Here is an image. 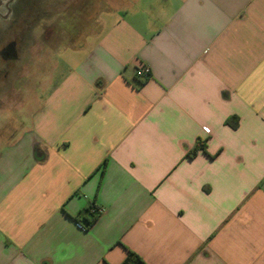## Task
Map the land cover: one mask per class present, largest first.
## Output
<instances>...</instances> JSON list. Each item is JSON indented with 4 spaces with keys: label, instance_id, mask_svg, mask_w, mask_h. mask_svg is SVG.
Returning a JSON list of instances; mask_svg holds the SVG:
<instances>
[{
    "label": "crops",
    "instance_id": "crops-1",
    "mask_svg": "<svg viewBox=\"0 0 264 264\" xmlns=\"http://www.w3.org/2000/svg\"><path fill=\"white\" fill-rule=\"evenodd\" d=\"M110 1L0 148V264H264V0Z\"/></svg>",
    "mask_w": 264,
    "mask_h": 264
},
{
    "label": "rangeland",
    "instance_id": "rangeland-1",
    "mask_svg": "<svg viewBox=\"0 0 264 264\" xmlns=\"http://www.w3.org/2000/svg\"><path fill=\"white\" fill-rule=\"evenodd\" d=\"M0 148L26 126L39 99L69 64L72 47L91 40L110 0H0ZM7 4L10 5L9 14ZM8 15L2 19V15Z\"/></svg>",
    "mask_w": 264,
    "mask_h": 264
},
{
    "label": "trees",
    "instance_id": "trees-1",
    "mask_svg": "<svg viewBox=\"0 0 264 264\" xmlns=\"http://www.w3.org/2000/svg\"><path fill=\"white\" fill-rule=\"evenodd\" d=\"M227 123L232 127L236 128L238 126V119L237 118H232L227 121ZM198 148L194 149L189 155L190 157H193L197 154ZM94 207H90L87 210V213H89V216H84V218H76L75 220L79 223H83L85 228H89L97 219L98 215L100 214L99 212H91V209ZM97 210V208H95ZM142 259L135 254L132 251H129L128 256L126 259L123 261L122 264H141Z\"/></svg>",
    "mask_w": 264,
    "mask_h": 264
},
{
    "label": "flooded vegetation",
    "instance_id": "flooded-vegetation-1",
    "mask_svg": "<svg viewBox=\"0 0 264 264\" xmlns=\"http://www.w3.org/2000/svg\"><path fill=\"white\" fill-rule=\"evenodd\" d=\"M0 6H3V3L0 2ZM7 9H8V12L9 14L11 13V8H10V5L7 4ZM8 15H2V19L3 18H7ZM16 41H11L9 42L2 50L1 52V56L3 58H7L9 57L10 55L12 56H16Z\"/></svg>",
    "mask_w": 264,
    "mask_h": 264
},
{
    "label": "built area",
    "instance_id": "built-area-1",
    "mask_svg": "<svg viewBox=\"0 0 264 264\" xmlns=\"http://www.w3.org/2000/svg\"><path fill=\"white\" fill-rule=\"evenodd\" d=\"M150 74H151V71H150V68L148 66L140 67L136 72L137 77L141 78V79L148 78L150 76ZM96 211L101 213L103 210L101 208H97V210L95 208L91 209V212H96Z\"/></svg>",
    "mask_w": 264,
    "mask_h": 264
}]
</instances>
